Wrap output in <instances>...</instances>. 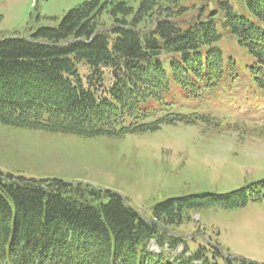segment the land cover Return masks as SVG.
<instances>
[{
    "label": "trees",
    "instance_id": "16d2710c",
    "mask_svg": "<svg viewBox=\"0 0 264 264\" xmlns=\"http://www.w3.org/2000/svg\"><path fill=\"white\" fill-rule=\"evenodd\" d=\"M241 2L243 15L223 0L216 18L204 7L192 12L184 0H87L55 27L0 38V122L87 137L178 123L236 127L238 120L197 111L194 102L236 86L237 59L217 45L224 36L250 55L247 89L264 100V0ZM256 124L250 130L264 136V126ZM263 184L248 185L249 192L169 198L145 218L112 190L0 171V264H169L167 250L181 244L171 264H211L205 246L190 251L170 226L209 204L236 207L261 199ZM152 240L158 253L149 249ZM224 258L227 264H264Z\"/></svg>",
    "mask_w": 264,
    "mask_h": 264
},
{
    "label": "rangeland",
    "instance_id": "374dc122",
    "mask_svg": "<svg viewBox=\"0 0 264 264\" xmlns=\"http://www.w3.org/2000/svg\"><path fill=\"white\" fill-rule=\"evenodd\" d=\"M84 1L0 0V38L29 37L41 26L55 27L69 9ZM184 1L193 7L192 12L204 7V13L215 12L216 18L223 15L219 4L223 0ZM226 1L237 15H243L241 0ZM217 29L222 30L219 20ZM231 39L224 36L217 45L224 56L237 59L240 76L235 78L236 86L229 84L219 94H208L202 103H194L195 110L215 118L238 120L236 127L208 129L178 123L149 132L87 137L0 122V171L14 177L83 182L112 190L145 218L151 216L156 203L169 198L221 195L264 180V136L250 130L255 123L264 126V100L251 97L246 76L250 55ZM78 69L85 74L84 65ZM186 108L182 104L179 110ZM242 119L248 122L239 121ZM261 189L264 194V184ZM188 214L190 219L170 226V231L182 236L190 251L205 246L211 264H227L224 257L264 263V197L236 207L209 204ZM149 249L160 251L154 240ZM182 250V244L167 250L169 264Z\"/></svg>",
    "mask_w": 264,
    "mask_h": 264
},
{
    "label": "water",
    "instance_id": "95a60500",
    "mask_svg": "<svg viewBox=\"0 0 264 264\" xmlns=\"http://www.w3.org/2000/svg\"><path fill=\"white\" fill-rule=\"evenodd\" d=\"M214 12L211 13V15L213 14Z\"/></svg>",
    "mask_w": 264,
    "mask_h": 264
}]
</instances>
